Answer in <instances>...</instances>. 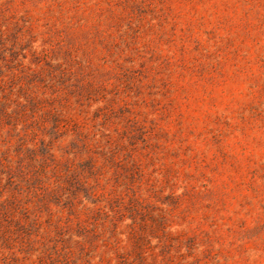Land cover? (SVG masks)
I'll list each match as a JSON object with an SVG mask.
<instances>
[{
    "label": "rangeland",
    "instance_id": "1",
    "mask_svg": "<svg viewBox=\"0 0 264 264\" xmlns=\"http://www.w3.org/2000/svg\"><path fill=\"white\" fill-rule=\"evenodd\" d=\"M0 264H264V0H0Z\"/></svg>",
    "mask_w": 264,
    "mask_h": 264
}]
</instances>
